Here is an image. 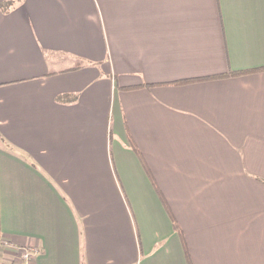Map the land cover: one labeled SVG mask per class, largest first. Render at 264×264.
Instances as JSON below:
<instances>
[{
	"label": "crops",
	"instance_id": "1",
	"mask_svg": "<svg viewBox=\"0 0 264 264\" xmlns=\"http://www.w3.org/2000/svg\"><path fill=\"white\" fill-rule=\"evenodd\" d=\"M0 3V264H264V0Z\"/></svg>",
	"mask_w": 264,
	"mask_h": 264
},
{
	"label": "built area",
	"instance_id": "2",
	"mask_svg": "<svg viewBox=\"0 0 264 264\" xmlns=\"http://www.w3.org/2000/svg\"><path fill=\"white\" fill-rule=\"evenodd\" d=\"M20 250V263L19 264H31V260L36 254V248H19Z\"/></svg>",
	"mask_w": 264,
	"mask_h": 264
},
{
	"label": "trees",
	"instance_id": "3",
	"mask_svg": "<svg viewBox=\"0 0 264 264\" xmlns=\"http://www.w3.org/2000/svg\"><path fill=\"white\" fill-rule=\"evenodd\" d=\"M7 4H8V3H7ZM0 7L4 8V3H0ZM243 72H245V71L231 72L230 74H241V73H243ZM225 75H227V74H225ZM228 75H229V73H228ZM219 76H221V75H219ZM183 82H185V81H183ZM178 83H179V82H178Z\"/></svg>",
	"mask_w": 264,
	"mask_h": 264
},
{
	"label": "rangeland",
	"instance_id": "4",
	"mask_svg": "<svg viewBox=\"0 0 264 264\" xmlns=\"http://www.w3.org/2000/svg\"><path fill=\"white\" fill-rule=\"evenodd\" d=\"M19 248L20 247H16V251H17V254H18V256H19V258H20V250H19ZM34 260V257H33V259L31 260V262Z\"/></svg>",
	"mask_w": 264,
	"mask_h": 264
}]
</instances>
